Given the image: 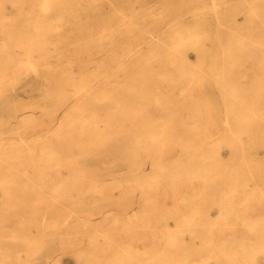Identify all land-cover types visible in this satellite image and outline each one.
I'll use <instances>...</instances> for the list:
<instances>
[{"label": "bare ground", "instance_id": "1", "mask_svg": "<svg viewBox=\"0 0 264 264\" xmlns=\"http://www.w3.org/2000/svg\"><path fill=\"white\" fill-rule=\"evenodd\" d=\"M51 1L0 0V239L19 246L14 253L4 248V259L178 264L200 255L181 239L195 225L221 227L230 237L227 250L217 251L210 230L214 251L207 258L254 264L264 256L228 245L244 239L235 238L234 227L264 223L262 192L252 176L229 166L244 137L263 145L252 135L264 97L258 8L246 1L253 15L221 22L218 52L201 19L161 24L155 48L133 37L136 46L119 51L106 29L94 39L85 32L71 46L86 58L80 65L63 45L76 0L48 16ZM133 12L121 23L129 35L143 26ZM78 211L85 217L75 222L69 215ZM74 224L82 230L78 240ZM116 226L142 245L123 237L128 244L117 251L122 236L108 234ZM141 227L149 231L137 236ZM85 246L93 251L82 254Z\"/></svg>", "mask_w": 264, "mask_h": 264}, {"label": "rangeland", "instance_id": "2", "mask_svg": "<svg viewBox=\"0 0 264 264\" xmlns=\"http://www.w3.org/2000/svg\"><path fill=\"white\" fill-rule=\"evenodd\" d=\"M246 1H249L258 8L256 15L264 20V0H76L74 4L77 18L68 20L69 22L65 25L66 34L63 39V45L69 48V56L73 58L75 63L84 65L86 58H84L81 53L73 51L71 46L75 39L85 38L83 37L85 32H87L85 35H87L89 39H94L100 31L106 29L115 39L114 46L118 48L119 51L135 47L137 43L134 41L133 37L150 40L151 46L155 48V43L152 40L160 35L161 24L175 19L177 22L191 25L196 19H201L204 24L205 33L211 38L209 45L211 48H216L217 50L215 51L218 52L219 46L224 42V29L221 22L230 18H236L241 22L245 18L253 15V13L248 11ZM71 5L72 0H54L48 4L46 13L49 16L54 10L70 7ZM84 8H86V10H84ZM236 9L241 10L235 11ZM130 11H134L133 13L141 17L143 21V26L139 30L132 32L131 35L126 34L125 28L121 27L123 19L132 15ZM78 17L85 21L84 24L87 29L82 30V28L79 27L81 21L77 20L79 19ZM75 22L79 23L75 24ZM262 30L264 32V28H262ZM89 48H91V51L95 49L91 44H89ZM190 55L193 56L192 53H190ZM99 56L100 54L96 55L92 52L93 58H98ZM124 61L127 60L124 59ZM253 71L255 72L253 74L260 73L258 70ZM257 109L261 113L262 120L254 125L252 135L262 141L263 145L259 146L255 144V139L253 138L244 137V145L231 151L232 157L229 159V166L233 169L238 168L241 172L243 171V176L245 178L252 176L253 181L256 183L257 190L262 192L260 203L264 208V97L258 101ZM42 122L43 127H45L44 124H47L46 119L43 118ZM107 212L109 211H94L91 214L92 219L94 221L98 220ZM113 213L118 214L119 212L114 209ZM69 217L73 221L78 222L85 217V213L78 211L70 214ZM71 228L74 240L82 238V230L78 224H74ZM180 228L186 229V226ZM190 228L194 231V234L184 233L181 239L189 246L191 250L190 253H195L199 250L200 255L190 254L191 256L185 260L177 259L178 264H213L214 262H218L217 264H244V258H231L228 260H212L211 258H207L208 255L214 251L212 245L206 242L210 230L215 232L213 235L214 240L219 247V249L216 248V250L219 251L220 247L227 250V246L223 245L226 243L224 242L225 239L230 237L220 233L222 230L221 227L210 228L195 225ZM234 228L238 232L235 238L243 237L244 239L243 241L239 239L236 241L234 240L228 245H231L236 251H250L251 248H254V250L259 249L261 252H264V223L254 226L241 225ZM251 230H255V233H252ZM146 231H149V229L141 227L134 233L139 236ZM258 231H260V233H257ZM0 233L2 235L6 234L5 226L0 225ZM121 233V229L118 226L112 228V230L108 232L110 235L122 236V239L118 237V241L113 244V248L117 251H120L121 249L119 248L125 247L128 244L127 241H123V237L129 239L130 244L135 243L140 246L142 245L141 242L134 239L132 240L133 235L124 236ZM195 237H199L200 239L195 240ZM242 245L244 249H242ZM147 246L148 245H146V247ZM90 247L91 246H85V248L82 249V254L86 255L93 251V249H91L92 247ZM4 248H9L12 253H14L18 250L19 246L13 243H7L4 238L0 239V264H25L27 261L26 259L18 260L14 257L4 259ZM58 249V245L55 244L53 249L54 255H57ZM1 250H3V252ZM200 256L203 260L200 259ZM94 261L99 262L97 260ZM60 263L82 264L81 261L77 262L74 259L67 258V256H62L60 258ZM254 264H264V256L257 257L254 260Z\"/></svg>", "mask_w": 264, "mask_h": 264}]
</instances>
